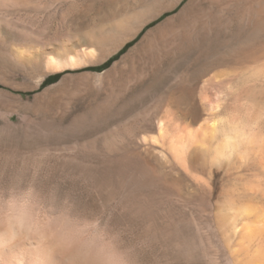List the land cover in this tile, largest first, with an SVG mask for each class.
Segmentation results:
<instances>
[{
  "label": "rangeland",
  "instance_id": "1",
  "mask_svg": "<svg viewBox=\"0 0 264 264\" xmlns=\"http://www.w3.org/2000/svg\"><path fill=\"white\" fill-rule=\"evenodd\" d=\"M226 113L264 126V0H0V201L30 191L44 239L84 236L96 264H248L264 148L216 163Z\"/></svg>",
  "mask_w": 264,
  "mask_h": 264
},
{
  "label": "clouds",
  "instance_id": "2",
  "mask_svg": "<svg viewBox=\"0 0 264 264\" xmlns=\"http://www.w3.org/2000/svg\"><path fill=\"white\" fill-rule=\"evenodd\" d=\"M210 143L201 147L210 151L216 163H223L234 157H243L252 150L264 148V126L250 122L242 116L226 113L219 116L209 132ZM40 209L32 203L31 192L10 194L0 201V223L15 236L18 233L36 234L38 232V213ZM67 247L80 243L71 231L60 237ZM102 239V238H101ZM87 246V241L83 242ZM101 264H124L116 255L105 256Z\"/></svg>",
  "mask_w": 264,
  "mask_h": 264
},
{
  "label": "bare ground",
  "instance_id": "3",
  "mask_svg": "<svg viewBox=\"0 0 264 264\" xmlns=\"http://www.w3.org/2000/svg\"><path fill=\"white\" fill-rule=\"evenodd\" d=\"M149 20L151 21L152 19L149 18ZM259 160L261 161V164H264V152L259 157ZM122 171L123 170H121L120 172ZM144 185H143V188H144ZM116 186H114L113 189H115ZM112 191L115 192L114 190ZM112 191L110 195L112 194ZM115 193H113V195ZM128 198H131V196ZM242 208L246 214H250L253 212V210H255L252 208V205L250 204H247V205L243 204ZM254 212H256V210ZM1 214L2 213H0V219L2 217ZM261 217L259 216L258 220L256 221L254 220L255 222L245 221L244 222L245 224L243 223L246 229L254 226V224L257 226V228L255 227L256 231H254V229H251L252 232L244 231V233L242 234L243 240L246 241L247 239H251L250 237L255 235L253 234L254 232H257L255 236L259 235L260 237L261 236L263 237L262 238L263 241L260 242L261 244H259V247L257 248V250L256 251L254 250L255 254L253 258L251 257L253 255L252 254L249 258L250 262L246 260L247 261L246 263L249 262L248 264H264V223L263 222L261 223L263 219V218L261 219ZM2 227L3 226L0 225V264H96V262H98L95 260L96 257H91L93 255L90 256V252H91L90 249L89 251H88V248L86 250V247L84 246L83 242L87 240L85 239L84 236H82L83 238L81 236L76 238L79 241H81L80 243H76L72 247H67L65 244L57 242V238L52 233L48 238L46 237L47 239H44L45 236H48V232L50 230L42 228L36 235L26 234L23 237H19V235L16 234L15 236H11V239L8 238L10 239L8 242L7 235L5 234L6 237L4 236V232H3L4 228ZM251 258L252 260H250Z\"/></svg>",
  "mask_w": 264,
  "mask_h": 264
},
{
  "label": "trees",
  "instance_id": "4",
  "mask_svg": "<svg viewBox=\"0 0 264 264\" xmlns=\"http://www.w3.org/2000/svg\"><path fill=\"white\" fill-rule=\"evenodd\" d=\"M109 62H110V60H108V62H106L105 65L108 64ZM58 76H59V74L47 77L44 80V82L42 83V86H46L47 84H50L51 82H54V80H56V78H58Z\"/></svg>",
  "mask_w": 264,
  "mask_h": 264
}]
</instances>
